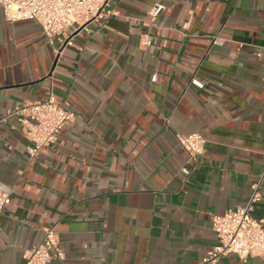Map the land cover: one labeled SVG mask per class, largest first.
Listing matches in <instances>:
<instances>
[{
    "label": "crops",
    "instance_id": "crops-1",
    "mask_svg": "<svg viewBox=\"0 0 264 264\" xmlns=\"http://www.w3.org/2000/svg\"><path fill=\"white\" fill-rule=\"evenodd\" d=\"M155 3L165 9L151 23ZM107 10L63 46L0 6V116L49 87L76 115L35 159L17 120L0 124V192L11 195L0 264H23L48 226L66 254L50 264H200L217 243L213 217L244 206L264 176V0ZM193 133L206 139L196 166L177 140Z\"/></svg>",
    "mask_w": 264,
    "mask_h": 264
},
{
    "label": "built area",
    "instance_id": "built-area-1",
    "mask_svg": "<svg viewBox=\"0 0 264 264\" xmlns=\"http://www.w3.org/2000/svg\"><path fill=\"white\" fill-rule=\"evenodd\" d=\"M111 0H0L5 18L9 22L34 21L42 34L53 44L58 39L61 44H71L72 35L91 22L113 13L108 11ZM165 9L161 3H155L149 10L151 23ZM143 46H151L152 40L146 35ZM60 53V51H59ZM193 83L202 87L197 80ZM76 115L68 104H59L53 87L46 95L34 102H25L0 116V124L16 119L23 136L30 143L28 154L32 159L39 156L43 148L53 146L66 125L75 120ZM180 147L186 152L193 166L199 163L206 151V139L200 133L177 135ZM185 169L186 175L190 174ZM264 176L252 186V195L248 202L236 209L228 210L222 216L212 219L217 243L210 249L200 264H217L221 258L235 255L246 262L256 257L264 260V218L253 216L254 206L264 202L262 186ZM11 204V195L0 192V212ZM65 251L53 226L44 228L43 240L35 247L25 250L23 264H50L53 260L64 261Z\"/></svg>",
    "mask_w": 264,
    "mask_h": 264
}]
</instances>
